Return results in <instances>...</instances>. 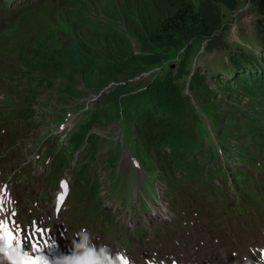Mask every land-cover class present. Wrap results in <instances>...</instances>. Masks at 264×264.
<instances>
[{
  "label": "rangeland",
  "instance_id": "obj_1",
  "mask_svg": "<svg viewBox=\"0 0 264 264\" xmlns=\"http://www.w3.org/2000/svg\"><path fill=\"white\" fill-rule=\"evenodd\" d=\"M102 1L72 0L70 4H63L61 0L54 1L21 16L9 26L8 30L12 34L8 35L13 41L10 46L4 47L0 54V58L2 57L0 109L9 110L5 105L8 99L20 108H24L25 112L27 109V116L35 122L33 131H30L23 140L20 139L16 146L18 150L16 160L30 161L36 168L38 182L28 184L27 187L33 190L34 196L28 194V188L20 183L21 178L17 176L13 166L8 165L14 162L6 160L14 155L15 151L0 154L2 161L0 169L3 170V174H0V182L5 181L3 179L9 181V186L20 204L30 202L34 197L41 199L46 210L49 211L50 197L56 194L54 192L59 190V185L56 189L52 186L51 178L47 179V176L52 177L50 176L52 171L49 169L51 165H46L43 159L38 158L44 153L56 157L57 151L69 145V137L84 129L83 141L76 150H73V154L82 159L79 166L83 165L82 168L95 176V182H98L102 193L99 202L103 205H113V212L122 211L126 223L134 222L131 211L137 209L140 211L137 215L141 217H136L135 221L141 219L140 226L142 227V223L145 225L143 245L148 247L156 245L159 238L170 237L168 231L173 228L182 239L191 238L189 230L193 235L204 236L207 239L213 234L221 242L212 238L209 245L216 247L219 253L223 248L226 249L227 241L231 243L229 248L237 252L241 249L245 251L250 240L260 234L261 226L258 222H253V228L244 229L241 226L226 224L231 210L225 213V208L228 202L236 200L231 197L232 192L229 189L226 190L225 201H218L216 205L210 207V211H203L199 217L193 212L185 218L177 217L165 229L157 224L159 220L168 222L173 218L165 201V185L156 175L151 177L145 171L139 157L140 153H143L142 147L136 148L135 141L131 142L124 119L119 113V103L124 96H119L117 90L122 87H133L129 91L136 92L148 87L156 78L172 77L181 85L187 105H194L191 118L201 120L198 125L199 132L206 134L209 139L214 138L216 149L221 150L215 138H219L218 134L223 133L229 124L226 125L225 119H219L214 123L211 117L203 113L197 104V98L192 93V84L194 78L200 76L209 83V86H214L212 76L226 77L228 75L226 67L231 65L233 54L242 52V49H254L257 54L264 55V49L260 48V27L257 20L261 15L256 0H192L194 14L191 20L166 35L159 43L149 46L132 40L134 54L139 57L143 69L138 72L116 70L118 81L111 82L103 89L90 90L81 80L80 86L74 87L76 93H68L66 91L70 85L68 76L60 77L55 82L53 80L54 85L51 88L46 81L45 70L40 71L39 78L33 75L28 79L20 74L15 78L13 62L15 58L11 54L17 53L25 46L37 45L54 51L58 57L71 58L79 47L83 31L87 30L86 20L95 17L105 19L104 7L108 0H105L104 5ZM60 3L59 8L57 6ZM79 3L85 4L82 9L75 7ZM70 5L73 8L69 11ZM0 21H3V17ZM118 24L126 30L122 21ZM7 63H11L9 68ZM25 64L33 65L28 61H25ZM19 66L25 65L19 63ZM23 70L26 73L28 69ZM10 73H12L11 78L8 76ZM226 101H228L227 96L221 94L216 106L219 114L227 113ZM249 114L253 115L255 120L263 121V113H247L240 110L232 120V127L229 130L232 137L225 146L231 153L238 150L242 141L248 143L247 136L253 134L249 127L252 118ZM0 129L5 137L9 135L8 125ZM12 138H4L1 143L5 140L10 142ZM51 143L55 147L53 151L49 150ZM175 145L170 143L171 147ZM159 171L163 169L159 168ZM249 174L264 182L263 166L251 169ZM63 175L69 176L73 181V176L68 170ZM46 179L47 181H44ZM240 187L244 201L236 202L232 214L228 217L233 224L250 219L252 213L253 216L258 213L264 214L262 183L253 181L243 183ZM116 189L117 193H113ZM74 193L73 189V195L69 197L70 206H73V198H77L74 197ZM145 205L147 210L144 209ZM78 206L83 210L82 203ZM144 217L149 220L150 225L145 224ZM94 219H99V223H105L116 235L126 237L128 234L127 227L123 226L117 216L103 218L95 214ZM250 224L248 222L246 226ZM106 230V228L102 230L99 224L90 223L92 236L110 243L111 241H108L102 232ZM243 235H247L244 240L241 239ZM112 236L114 237L113 233ZM174 244L178 246L177 243ZM180 247H184V244ZM221 256L225 257V255Z\"/></svg>",
  "mask_w": 264,
  "mask_h": 264
},
{
  "label": "trees",
  "instance_id": "obj_2",
  "mask_svg": "<svg viewBox=\"0 0 264 264\" xmlns=\"http://www.w3.org/2000/svg\"><path fill=\"white\" fill-rule=\"evenodd\" d=\"M54 1L58 0L26 1L21 6L27 7L9 22L5 33L12 34L9 26L19 17ZM61 1L63 4L72 3V0ZM256 2L261 15L257 20L260 48L264 49V0ZM104 4L105 0L102 1ZM84 5L79 3L75 7L82 9ZM72 8L70 5L69 11ZM104 8V20L101 17L86 20L87 30L83 31L79 47L71 58L58 57L54 51L37 45H28L12 53L15 78L17 74L28 79L33 75L39 78L40 71L45 70L46 81L51 88L58 78L68 76V93H76L74 87H79L81 80L90 90L103 89L118 81L116 70L138 72L143 69L139 57L134 54L133 39L143 45L157 44L191 20L194 14L192 0H108ZM119 21L123 22L126 30L120 27ZM12 41L9 36L10 45ZM25 61L33 65L25 64ZM19 63L25 66H19ZM230 63L226 67V77L212 76L214 86H209L200 76L195 77L192 84V93L203 113L214 123L225 119L226 125L229 124L223 133L218 134L219 138H215L221 150L216 149L214 138L209 139L199 132L201 120L191 118L194 105H187L181 85L172 77L156 78L148 87L136 92L129 91L133 87L117 90L119 96H124L119 103V113L128 129V137L131 142L135 141L136 148L142 147L143 153L139 157L145 171L150 176L156 175L166 185L169 205L175 212L188 214L198 203L199 215L200 202L216 192L215 177L220 175L225 181H237L244 175L245 167L264 158V118L263 121L255 120L251 114L249 127L253 134L247 136L249 142L242 141L233 153L225 147L232 137L229 131L232 120L240 110L264 114V55L257 54L254 49H242V52L233 54ZM8 65L9 68L11 63ZM25 68L28 69L26 73ZM12 73L8 74L10 78ZM221 94L228 98V111L224 114H219L216 107ZM13 106L19 108L16 104ZM18 110L22 111L21 115L11 113L10 119L17 117L19 123L27 126L29 133L32 132L35 122L30 120L25 110ZM83 134L84 129L70 136L69 146L63 150L69 147L76 150L83 141ZM170 143L176 145L171 147ZM232 159L235 160L229 163ZM74 174L85 180L84 186L77 181V191L86 190L84 193L92 195L91 189L100 193L95 176L86 178L84 171H74Z\"/></svg>",
  "mask_w": 264,
  "mask_h": 264
},
{
  "label": "clouds",
  "instance_id": "obj_3",
  "mask_svg": "<svg viewBox=\"0 0 264 264\" xmlns=\"http://www.w3.org/2000/svg\"><path fill=\"white\" fill-rule=\"evenodd\" d=\"M73 244L74 254L56 259L55 264H133L123 252H113L107 244L94 245L86 231L79 234V243L74 240ZM34 261L49 264L47 257L40 255L37 259L34 252L27 251L19 243L11 248H0V264H33Z\"/></svg>",
  "mask_w": 264,
  "mask_h": 264
},
{
  "label": "snow or ice",
  "instance_id": "obj_4",
  "mask_svg": "<svg viewBox=\"0 0 264 264\" xmlns=\"http://www.w3.org/2000/svg\"><path fill=\"white\" fill-rule=\"evenodd\" d=\"M67 186L65 185V188ZM63 199V198H61ZM13 229L19 230V226L15 224V222L12 223L11 227H8L4 220H0V248H11L13 247L16 243H19L22 247L24 246L25 241H16L15 236L12 234ZM31 251L36 252L39 251L37 246L35 244H31ZM264 258V256L261 257V259ZM33 264H36V261L33 262ZM46 264V262H44Z\"/></svg>",
  "mask_w": 264,
  "mask_h": 264
},
{
  "label": "bare ground",
  "instance_id": "obj_5",
  "mask_svg": "<svg viewBox=\"0 0 264 264\" xmlns=\"http://www.w3.org/2000/svg\"><path fill=\"white\" fill-rule=\"evenodd\" d=\"M41 6H42V4H40ZM46 5V4H45ZM61 5V4H60ZM63 5V4H62ZM58 7V6H57ZM32 10V9H31ZM34 10V9H33ZM54 10V9H53ZM59 11V10H58ZM58 11H57V13H58ZM58 15V14H57ZM20 16H21V14H20ZM54 17H55V15H54ZM20 18V17H19ZM5 55V54H4ZM2 77V76H1ZM12 97V96H11ZM5 99V98H4ZM17 100H19L20 101V99H17ZM2 101V100H1ZM22 107V106H21ZM19 109V108H18ZM22 109V108H21ZM24 109V108H23ZM22 112V111H21ZM21 112H20V114L19 115H21ZM26 112H27V109H26ZM11 118H15V117H11ZM17 118V117H16Z\"/></svg>",
  "mask_w": 264,
  "mask_h": 264
}]
</instances>
